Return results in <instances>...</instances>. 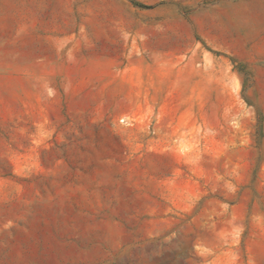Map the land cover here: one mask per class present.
I'll return each instance as SVG.
<instances>
[{
  "label": "rangeland",
  "instance_id": "obj_1",
  "mask_svg": "<svg viewBox=\"0 0 264 264\" xmlns=\"http://www.w3.org/2000/svg\"><path fill=\"white\" fill-rule=\"evenodd\" d=\"M0 264H264V0H0Z\"/></svg>",
  "mask_w": 264,
  "mask_h": 264
},
{
  "label": "crops",
  "instance_id": "obj_2",
  "mask_svg": "<svg viewBox=\"0 0 264 264\" xmlns=\"http://www.w3.org/2000/svg\"><path fill=\"white\" fill-rule=\"evenodd\" d=\"M165 69H168L169 71H172V73L177 69L181 70L182 67L181 66H174V65H165L164 66ZM202 82L196 81L195 84H192L190 86H186L184 87V89H180L177 88L176 90L180 91V90H184L183 93H177L175 94L173 91L175 90V88H173L172 86H159V87H154L153 91H154V96H156L157 99H163V100H167V99H188L190 100V102L192 104H199V100H200V94H199V90L202 88Z\"/></svg>",
  "mask_w": 264,
  "mask_h": 264
},
{
  "label": "trees",
  "instance_id": "obj_3",
  "mask_svg": "<svg viewBox=\"0 0 264 264\" xmlns=\"http://www.w3.org/2000/svg\"><path fill=\"white\" fill-rule=\"evenodd\" d=\"M134 3L137 4L138 6L149 7L148 5H144L142 3H138V2H135V1H134ZM261 126H262V123H261V119H260V128H261Z\"/></svg>",
  "mask_w": 264,
  "mask_h": 264
},
{
  "label": "bare ground",
  "instance_id": "obj_4",
  "mask_svg": "<svg viewBox=\"0 0 264 264\" xmlns=\"http://www.w3.org/2000/svg\"><path fill=\"white\" fill-rule=\"evenodd\" d=\"M130 120V119H129ZM129 120H126V119H123V121L125 122V123H129L130 121ZM132 121V120H131Z\"/></svg>",
  "mask_w": 264,
  "mask_h": 264
}]
</instances>
